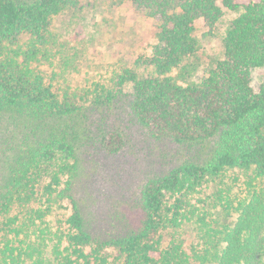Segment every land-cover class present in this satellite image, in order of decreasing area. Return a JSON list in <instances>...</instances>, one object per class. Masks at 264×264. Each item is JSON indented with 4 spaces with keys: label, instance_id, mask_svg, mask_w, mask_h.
I'll return each instance as SVG.
<instances>
[{
    "label": "trees",
    "instance_id": "obj_1",
    "mask_svg": "<svg viewBox=\"0 0 264 264\" xmlns=\"http://www.w3.org/2000/svg\"><path fill=\"white\" fill-rule=\"evenodd\" d=\"M87 1L0 0V264H264V0H131L157 25L150 54L83 90L48 84L54 19ZM225 9L223 57L180 83ZM88 166L118 176L100 217L76 196Z\"/></svg>",
    "mask_w": 264,
    "mask_h": 264
},
{
    "label": "rangeland",
    "instance_id": "obj_2",
    "mask_svg": "<svg viewBox=\"0 0 264 264\" xmlns=\"http://www.w3.org/2000/svg\"><path fill=\"white\" fill-rule=\"evenodd\" d=\"M237 1L244 4L248 0ZM224 11L225 16L214 31L206 28L203 23L198 24L200 50L188 60V64H191L189 75L179 79L180 83L200 81L223 57V40L227 28L238 16L236 12ZM156 26L146 16L144 9L137 7L131 0L87 1L80 10L63 13L54 19V57L50 61L36 64V67L48 84L57 87L70 85L76 90H83L92 82L106 83L122 63L136 56L150 54ZM179 75V71L174 72L175 77ZM262 84L263 70L256 69L253 71V85L259 88ZM134 160L135 156L130 159L132 164ZM100 171L101 173L95 174L91 166L85 167L81 182L77 185L76 196L81 200L88 217L91 214L99 217L102 213L105 214L108 197L117 187L118 180L114 178H118L117 175H111L112 172L108 170ZM135 171L137 179L141 173L138 169ZM219 189L220 185H214L205 192L203 198L212 196ZM117 197L115 192L114 198ZM20 210L22 208L17 207L11 216L22 217ZM71 213L72 205L65 201L54 207L49 220L54 223L57 219L67 218ZM180 235L185 239L187 247L200 244L193 224L183 226Z\"/></svg>",
    "mask_w": 264,
    "mask_h": 264
}]
</instances>
